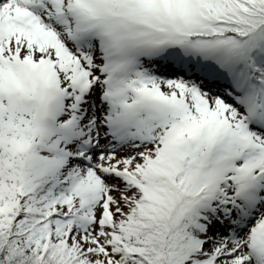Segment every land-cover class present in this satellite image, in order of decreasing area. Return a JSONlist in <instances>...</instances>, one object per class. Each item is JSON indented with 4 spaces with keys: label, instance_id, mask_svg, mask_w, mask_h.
<instances>
[{
    "label": "snow or ice",
    "instance_id": "1",
    "mask_svg": "<svg viewBox=\"0 0 264 264\" xmlns=\"http://www.w3.org/2000/svg\"><path fill=\"white\" fill-rule=\"evenodd\" d=\"M0 264H264V0H0Z\"/></svg>",
    "mask_w": 264,
    "mask_h": 264
}]
</instances>
